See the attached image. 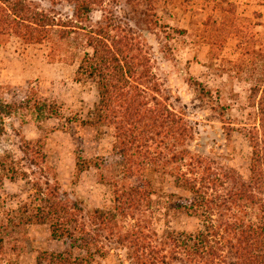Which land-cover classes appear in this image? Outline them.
<instances>
[{"label": "rangeland", "instance_id": "obj_1", "mask_svg": "<svg viewBox=\"0 0 264 264\" xmlns=\"http://www.w3.org/2000/svg\"><path fill=\"white\" fill-rule=\"evenodd\" d=\"M27 2L64 20L75 18L74 6L66 1ZM104 17L114 18L121 30L140 42L151 81L160 90L153 95L193 127V139L178 145V151L202 156L206 166L226 179L223 194L235 186L233 176L248 181L250 131L256 123L249 98L264 78V0H106L102 8H95L89 25L97 27ZM86 51L91 52L55 50L49 43L26 45L15 37L0 39V102L17 108L5 119L0 155L8 152L24 159L31 180L58 186L63 200L83 208L85 222L95 233L99 229L88 213L114 207V182L130 186L139 179L123 181L124 160L114 149L113 129L82 124L98 101L96 84L77 77ZM26 142L45 154L41 169L31 167L24 155ZM78 164L85 168L80 177ZM144 175L155 186V206L148 215L160 236L166 230L182 233L202 227L197 218L168 212V202L178 203L188 195L176 188L169 174ZM28 188L27 181H7L1 206L18 209L29 199ZM104 242L109 253L94 264H125V250ZM67 244L53 239L50 225H31L20 243L6 240L0 264H40L42 252H64Z\"/></svg>", "mask_w": 264, "mask_h": 264}, {"label": "trees", "instance_id": "obj_2", "mask_svg": "<svg viewBox=\"0 0 264 264\" xmlns=\"http://www.w3.org/2000/svg\"><path fill=\"white\" fill-rule=\"evenodd\" d=\"M62 1L74 6V19L40 11L27 0H0V39L15 37L26 45L49 43L55 50H91L85 52L77 77L96 84L98 101L82 124L113 129L114 149L124 160L123 181L139 180L130 186L114 182V207L88 213L99 229L94 233L85 222L83 208L63 200L58 186L31 180L24 159L4 152L0 155V203L7 181H27L29 199L13 210L0 204L4 210L0 251L7 239L20 243L29 226L50 225L53 239L66 241L69 248L42 252L40 264H94L97 257L109 253L104 241L125 250V264H264V78L251 89L249 98L256 121L250 131L251 176L242 182L233 176L235 186L223 194L226 179L206 166L202 156L178 151V145L193 139L194 129L153 95L160 90L151 81L140 42L121 30L114 18L104 17L97 27L89 25L95 8H102L106 0H51L53 4ZM16 109L0 102V140L6 133V117ZM23 153L31 167L41 169L43 151L26 142ZM179 163L190 170L177 168ZM81 165L78 177L85 171ZM147 171L169 174L176 188L188 194L179 197L178 203L168 202V212L199 219L200 229L166 230L159 235L148 215L155 206L156 190L151 178H145Z\"/></svg>", "mask_w": 264, "mask_h": 264}]
</instances>
